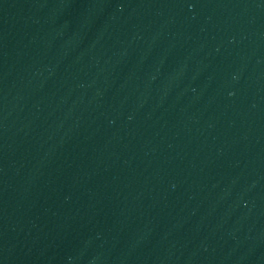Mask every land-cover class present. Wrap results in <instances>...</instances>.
I'll return each mask as SVG.
<instances>
[{"label": "water", "instance_id": "1", "mask_svg": "<svg viewBox=\"0 0 264 264\" xmlns=\"http://www.w3.org/2000/svg\"><path fill=\"white\" fill-rule=\"evenodd\" d=\"M199 0H0V264H65Z\"/></svg>", "mask_w": 264, "mask_h": 264}]
</instances>
